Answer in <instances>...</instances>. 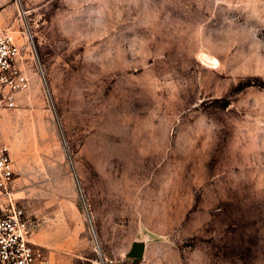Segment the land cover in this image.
<instances>
[{"label":"rangeland","instance_id":"obj_1","mask_svg":"<svg viewBox=\"0 0 264 264\" xmlns=\"http://www.w3.org/2000/svg\"><path fill=\"white\" fill-rule=\"evenodd\" d=\"M12 3L0 146L54 264H264V0Z\"/></svg>","mask_w":264,"mask_h":264},{"label":"built area","instance_id":"obj_2","mask_svg":"<svg viewBox=\"0 0 264 264\" xmlns=\"http://www.w3.org/2000/svg\"><path fill=\"white\" fill-rule=\"evenodd\" d=\"M22 47L10 34L0 32V109L16 106L17 95L29 88ZM33 58V57H32ZM14 169L5 146H0V197L7 203L0 206V264H50L42 251L29 242L30 223L25 211L12 198Z\"/></svg>","mask_w":264,"mask_h":264},{"label":"crops","instance_id":"obj_3","mask_svg":"<svg viewBox=\"0 0 264 264\" xmlns=\"http://www.w3.org/2000/svg\"><path fill=\"white\" fill-rule=\"evenodd\" d=\"M17 13V7L12 0H0V32H7L14 28V18ZM27 56L24 55L25 59ZM26 60V59H25ZM21 63V67L25 68V61ZM15 169V168H13ZM18 178H15L13 183L17 181ZM13 186V185H12ZM1 206V204H0ZM1 215V212H0ZM25 216L30 223L31 234L29 236V242L35 247L42 251L43 255L49 260L50 264H54V261L57 258V255L60 254L58 251L57 245L52 242L51 236L47 229L43 228V225L38 221H33L25 212Z\"/></svg>","mask_w":264,"mask_h":264},{"label":"water","instance_id":"obj_4","mask_svg":"<svg viewBox=\"0 0 264 264\" xmlns=\"http://www.w3.org/2000/svg\"><path fill=\"white\" fill-rule=\"evenodd\" d=\"M143 253V245L140 243L133 244L127 256L131 258H141Z\"/></svg>","mask_w":264,"mask_h":264}]
</instances>
